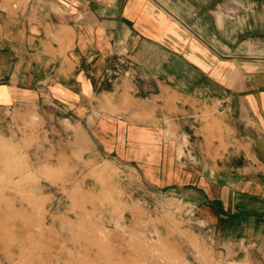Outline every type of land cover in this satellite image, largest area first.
Wrapping results in <instances>:
<instances>
[{"label":"crops","instance_id":"1","mask_svg":"<svg viewBox=\"0 0 264 264\" xmlns=\"http://www.w3.org/2000/svg\"><path fill=\"white\" fill-rule=\"evenodd\" d=\"M183 3L0 0V108L45 97L70 112L69 118L81 120L79 134H91L90 149L99 159L113 152L160 151V165L171 170L166 181L178 182L174 189L187 192L190 204L205 210L207 224L222 242L246 255L264 248V0H253L251 21L241 29L230 32L229 24L239 17L222 15L219 35L211 33L213 11L197 10L202 6L196 1ZM213 48L223 57L221 69ZM120 63L126 67L109 84ZM225 64L239 76L233 86L244 79L247 65L258 88L251 95L225 92L224 103L240 105L226 119L244 127L240 135L249 142L237 144L243 159L226 160L218 181L206 170L175 172L180 141L167 139L168 128L148 120H172L173 134L181 136L176 120L191 106L212 101L207 92L216 71L230 87ZM139 72L146 76L143 84L135 80ZM138 85L153 89L142 94Z\"/></svg>","mask_w":264,"mask_h":264},{"label":"rangeland","instance_id":"2","mask_svg":"<svg viewBox=\"0 0 264 264\" xmlns=\"http://www.w3.org/2000/svg\"><path fill=\"white\" fill-rule=\"evenodd\" d=\"M149 1L160 6L165 0ZM185 1L213 11V35H219L222 15L239 17L229 24L230 32L252 18L253 0ZM212 50L216 69H221L223 57ZM227 66L230 87L216 71L207 92L212 101L191 106L176 120L181 136L173 134L172 120H148L168 128L167 139L180 141L175 172L206 170L209 179L218 181L226 160L243 159L237 144L249 142L240 135L244 127L226 119L240 105L224 103L225 92L251 95L258 88L251 67L244 65V79L233 86L239 76L232 64ZM124 67L120 63L106 82ZM145 78L143 72L135 74L138 82ZM138 88L142 94L153 89ZM70 116L45 97L0 108V264H264V248L245 255L222 242L207 224L205 210L190 204L187 192L174 189L178 182L166 181L171 170L160 165V151L113 152L99 159L90 149L91 134H79L81 120Z\"/></svg>","mask_w":264,"mask_h":264}]
</instances>
